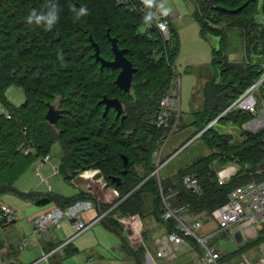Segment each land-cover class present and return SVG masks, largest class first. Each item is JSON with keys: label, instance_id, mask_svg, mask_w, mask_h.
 I'll use <instances>...</instances> for the list:
<instances>
[{"label": "trees", "instance_id": "trees-1", "mask_svg": "<svg viewBox=\"0 0 264 264\" xmlns=\"http://www.w3.org/2000/svg\"><path fill=\"white\" fill-rule=\"evenodd\" d=\"M192 1L200 38L207 41L211 36L219 40L218 47L212 48L210 65L218 73L214 75L216 79L203 88L202 107L192 112L194 130L183 145L219 119L196 138L209 152L206 156L177 170L172 177L160 175L157 180L155 176L149 177L155 170L153 150H156L149 137L157 136V141L162 142L174 124L173 113L167 126L157 128L154 124L160 111L159 101L165 96L169 82L176 80L174 64L179 43L177 40L174 45L169 44L171 36L175 35L172 22L169 21V39L165 42L151 25L149 16L119 4L117 0H54L59 19L48 28L43 24H28L26 17L33 9L46 11L49 0H0V105L3 111L0 114V144L4 146V149L0 147V172L3 157L9 153L5 140L15 147L22 145L24 163L20 164V172L14 177L16 181L35 162L49 155V148L56 145L59 148V176L63 181L74 182L73 178L84 166L95 164L101 170L106 187L118 193V200L112 205H102L82 189L72 197L52 192H22L12 185L15 180L7 184L0 182V197L10 194L37 207L53 205L61 211L80 202L91 203L99 217L104 215L101 222L104 228L120 237L121 249L128 259L133 264H143L141 256L146 255L150 245L146 243L154 240L143 227L144 245L131 247L119 219L139 216L144 225V218L151 217L165 234L181 235L177 221L166 219L167 207L162 197L169 196L166 203L177 216L210 214L226 204L227 196L235 188L249 182H264V128L255 132L243 129L256 119L261 109L264 110V0H217L215 6L209 0ZM73 6L77 9L87 7L88 14L77 20ZM142 27L145 28L143 33L140 32ZM233 29L240 32L238 43L247 49L245 60L254 64L228 61L235 46L227 32ZM107 33L117 40L119 49L127 50L125 57L136 70L129 93L114 84L119 70H100V64L95 61L90 36L98 44L100 56L107 61L113 60ZM155 51L156 56L153 55ZM256 84L258 86L252 91L255 100L252 112L232 107ZM10 87L22 91L24 102L21 105L15 106L6 98ZM57 97L62 99L58 104ZM104 97L120 101L123 121L116 118L113 109L103 117L104 106L99 102ZM50 106L62 112L55 125L45 119ZM226 125L240 130V141H233L230 134L220 131ZM176 129H179L178 125ZM122 156L131 163L127 174L122 173ZM229 164H235L238 170L226 184L219 185L217 172ZM139 168L144 174L133 172ZM188 175L197 179L200 193L186 188L183 180ZM114 178L121 180L119 185L113 182ZM123 197L125 199L121 201ZM0 228H4L2 220ZM185 243L200 249L202 256L196 241L185 238ZM262 243L264 232H259L255 239L245 243L244 248L248 250L250 246ZM244 248L230 255L240 254ZM8 250L6 254L0 244L2 257L10 264H17L12 248ZM52 250V246L45 248L46 253ZM54 258L57 257L51 258L50 264H55Z\"/></svg>", "mask_w": 264, "mask_h": 264}, {"label": "rangeland", "instance_id": "rangeland-1", "mask_svg": "<svg viewBox=\"0 0 264 264\" xmlns=\"http://www.w3.org/2000/svg\"><path fill=\"white\" fill-rule=\"evenodd\" d=\"M156 1L161 7L164 15L166 17L169 16L172 19V26L174 28L175 35L173 34L171 36V42L169 44L172 46L177 40L179 43V54L174 64L176 80L175 81L172 80L171 82H169V88L166 91L165 96L159 101V109L161 110L162 100H164V98H166L168 94L174 93L173 95L176 97V99H175V106L172 109V113L175 116V117L173 116V120H174L173 125L174 126L178 125L179 129H181V130L177 129L175 131H172L171 129L167 138L166 139L164 138L165 140L163 139L162 142L157 141V136L149 137V141H152V144H155L156 146V150L155 151L153 150L155 170L153 173L150 174L149 177L155 176L156 179L159 180L160 175H162L163 177L165 176L172 177L174 176L177 170L187 167L198 158L202 156H206L209 153L203 147L201 141L199 140L196 141V138L202 135L204 131L208 130V128L210 127L209 125L214 121H216L217 119L211 122L208 125L209 127L207 126L208 128L205 127L207 129L204 128L205 130L203 129L204 131L201 134H199L198 136L196 135L197 137L195 136L192 140H189L184 145L183 143L187 140V138H189L192 131L194 130L193 127L194 118L192 116V112L196 110L198 111L202 107V93L204 86L208 84L210 80L216 79L214 78V75L216 76L218 72L216 70L211 69L210 65L212 59V48L218 47L219 40L211 36L207 37V41H204L200 38L199 35L200 28L193 18V14L195 13V4L193 3L192 0H156ZM173 15H175L176 17L174 18ZM220 27L223 28L224 25H221ZM140 32L141 33L145 32V28L142 27L140 29ZM227 33L229 39L235 46V48H233L234 52L228 56V61L236 64L238 63L254 64V62L253 61L250 62L249 59L245 60L247 49L245 48L246 49L245 50L243 47H241L243 45L241 44V42L238 43V36L240 32L236 29H233V30H229ZM160 37L162 41L166 42L165 38H163L161 35ZM249 37L251 38V36ZM250 38L248 40H250ZM156 51L153 54L154 56H156L155 55ZM157 56L160 57V53H157ZM143 95H146V93H143ZM248 96L249 95L242 96L237 101V103L235 102L236 104L234 106L240 107V104H242L244 97H248ZM6 98L15 106H19L24 102V95L22 91L16 87H10L7 90ZM74 99L77 100L76 98H72V100ZM61 101L62 99L60 97L56 98L57 104L60 103ZM140 103L142 104V101H140ZM251 103H252L251 101H246L244 105H251ZM248 110L252 112L253 109H248ZM131 111L128 112L131 114ZM2 113L3 111L0 105V114ZM223 115L224 113L222 114V116ZM260 128H264L263 109L259 111L256 119L243 126V129L251 132H255ZM220 131L222 133L230 134L233 138V141H240V137H239L240 130H238L237 128L230 125H226L224 127H221ZM5 146H6V151H8L13 155L12 156L8 153L5 157H3L4 164L1 166L2 170L0 172V180H1L0 182L3 181L4 184H7L6 182L15 180L14 177H16V175H18L20 172L19 170L20 164L24 162L21 158L22 145H17L15 147L11 142H9V140H5ZM0 147L3 148L4 146L0 144ZM58 152H59V148L56 145H52L49 148V156L51 158V162H49L48 164H44L42 166L41 177H36L33 175V169H34V165H33L21 177V179H18L17 181L15 180L16 182L14 181L12 185L15 186L18 190H22V192H29V191L44 192L47 189V186L49 185L52 193L62 197H72L78 192L79 189H82L85 192H88L94 197H96L97 196L96 190L100 188V186H98L97 183L98 180L100 179L101 184H105L104 182H106L102 177V175H100L102 173L99 167L98 168L95 167V164L84 166L83 169L80 170L79 175L73 178V180L75 181L71 183H67L63 181L60 176L52 177L53 172L51 170V164L58 165L59 163V158L57 156ZM230 165H235V164H229L227 166ZM223 168H220L219 171ZM86 172H88L87 174L89 175L93 172L94 173L98 172V173L96 174V176L92 181H86L85 179H82L80 177V175ZM133 172H136L139 175L144 174V171H142L140 168L133 170ZM86 175H84L85 178ZM41 178H45L46 182H41ZM109 190L110 188H107L106 185L101 186V191L103 193ZM171 195L173 196L174 194ZM168 197L164 196L162 197V200L165 201L168 199ZM124 199L125 197H123L121 201H123ZM21 202L22 201L18 197H15L10 194L3 195L0 197V206L1 205L10 206L16 210L20 208L19 205H21ZM29 208L31 209L27 210V213L31 214L34 210L32 208H35V205L33 206L30 205ZM217 210L218 209L213 210L210 214H207L205 212L200 214L205 218L204 225L210 224L208 227L209 230L211 231H213L212 229L216 228L215 222L217 221L216 220ZM21 217L22 214L19 215V218ZM144 220H145L144 225L142 221L140 225H137L135 223V225L139 228L136 234L134 233V229H133L134 224L130 220V218L127 221H125V225L127 223L130 225L129 228L127 229L130 231V235L127 236L126 234V236L127 237L131 236V239L128 242L132 247L137 246V244H139L140 242L143 243L141 238L144 234L143 227L144 229L147 230V232L150 234V238L153 239L154 241L162 234L163 231L162 228L158 226L151 217H146L144 218ZM212 235L213 236H211L206 241V244L209 247L212 248L217 247V249L220 250L219 253L222 259V262H220V264L223 262H229V264H264V243H262L261 245L254 244L250 246L247 250V247L244 248V246H246L245 243L247 241H245L241 245L239 244L237 245V243L233 240V230L224 231V232L214 231ZM159 240H163V239L160 238ZM149 241L151 240L149 239ZM154 241L153 243L152 242L146 243V245L147 244L150 245H148L146 255L142 254L143 257L141 256V258L143 259L142 260L143 264H161V263H165V261L168 262V260H166V257L158 258L156 256L157 249L158 248L161 249L163 246H161V243L158 244L154 243ZM241 248L244 249H242V252L240 254L237 253L235 255L234 253L230 255L233 251L240 250ZM171 250H172L171 253H172L173 261H171L170 264H200L201 262L202 256L200 249L198 250L196 248L195 250H190V252L189 251L186 252L185 250L181 251L180 248H176V249L174 248ZM193 251H195L196 255H194Z\"/></svg>", "mask_w": 264, "mask_h": 264}, {"label": "built area", "instance_id": "built-area-1", "mask_svg": "<svg viewBox=\"0 0 264 264\" xmlns=\"http://www.w3.org/2000/svg\"><path fill=\"white\" fill-rule=\"evenodd\" d=\"M117 2L127 7H131L132 10L137 9L141 14L149 16L151 25L154 26L157 32L163 38H165V40L169 39L168 17L164 15L162 10L160 9L161 7L156 0H117ZM136 4H138L139 6L136 7ZM173 94L174 93L168 94V96L161 102V110L155 116L154 120V124L157 128L167 126L170 120H172V109L175 106L176 99ZM246 101L250 100L249 98L244 97L242 104H240V107L243 109H253L255 104L251 103V105H244ZM7 117L9 118V116ZM175 130H177L176 126L173 125L172 131ZM28 152L29 151H27L26 154ZM49 162H51V158L49 155L43 157L40 161L35 162L33 175L36 177H41L42 166L44 164H48ZM51 170L53 172L52 177L59 176L58 165L51 164ZM87 173L88 172L80 175V177L82 179H85L86 181H92L98 172H93L90 174L89 178H85L84 175H86ZM233 175V166H227L221 169L217 172L218 184H226ZM41 182H46V179L41 178ZM98 182H101L100 179L98 180ZM183 183L191 192L197 194L201 192L198 181L193 176H186L183 180ZM44 192H50L48 186ZM112 194H114L118 198V193L115 190L112 191ZM95 198L99 204L102 203L101 198ZM105 198L107 199V201H109L110 195L105 194L104 199ZM163 202L167 207L166 219L174 218L177 221L181 235H177L175 233L169 235L167 234L164 238V243H166L162 245L163 247L161 249L158 248L157 250L156 256L158 258H171L172 253L169 250V246H171L172 248H182L186 245L185 238H189L196 241V243L200 245L202 249L200 264H220L219 260L221 259V255L218 249L215 247H209L206 244V241L211 236H213L212 233L214 231L224 232L231 230L235 226H241V228H243L244 234H247L250 237H256L259 232H264V182H249L232 190L227 196L226 204L220 207L216 212V228L212 229L213 231L209 230L206 234H203L202 232L204 229L205 220L202 215L193 216L190 214H183L182 216H177L173 211L169 209L166 200H163ZM84 208L89 210L94 208V206L93 204L87 202L84 205ZM69 211L70 209L64 212H61V210L59 209L56 211L53 210L32 219L29 224L30 237L20 242V250L25 249L28 245L32 244L33 241L35 242L36 238H38L40 235L46 234L49 229L56 227L64 218L69 220L72 225L75 226L77 235L85 232L89 228V226L81 221V219L79 218V213H77L76 211L71 213ZM17 219L18 216L15 210L8 206H0V220L4 222V228L8 229L12 227L16 223ZM121 223L125 224V219H122ZM4 228H0V234L4 231ZM128 228L129 227H127V229ZM140 245L144 244L140 242L134 248H137ZM51 254L42 251L38 262H41L43 264H50L49 259L51 257ZM8 262L2 257L0 251V264H10Z\"/></svg>", "mask_w": 264, "mask_h": 264}, {"label": "crops", "instance_id": "crops-1", "mask_svg": "<svg viewBox=\"0 0 264 264\" xmlns=\"http://www.w3.org/2000/svg\"><path fill=\"white\" fill-rule=\"evenodd\" d=\"M173 17L175 18L176 16L173 15ZM168 19L170 22H172V19L169 16ZM230 166H233L234 174H235L238 170V167L236 165H230ZM97 183L98 186H100V188L96 190L97 192L96 197L102 199L101 204L102 205L114 204L118 200V198L114 194H112L113 189H110L109 191L103 193L101 191V186L103 184L99 182ZM50 192L52 191L50 190ZM105 194L110 195L109 201H107L106 198L104 199ZM85 204L86 203L84 202L77 203L75 206L70 208L69 211L71 213L75 211L79 213L80 215L79 218L81 219V221H83L85 224H87V226H89V228L85 232L81 233L80 235H77L75 226L72 225V223L69 220L64 218L59 222V224L56 227L49 229L46 232V234L40 235L38 238H36L35 242L33 241L32 244L28 245L23 250H20L19 245L20 242L30 237V226H29L30 221L41 214L53 210L56 211L58 209L53 205H49L46 207L35 206V208H32L34 209L33 212L29 214L27 213V210L31 209L29 208L30 205L33 206V204L31 203L22 201L21 205H19L20 208L18 210L8 206L17 212L18 219L12 227L6 229L0 234V244L3 245L6 254L9 253L8 249L10 247L12 248L13 250L12 254L14 253V259L15 258L18 259L16 262L17 264H43L41 262H38V259L41 255V252L45 251V248H47L48 246L49 247L52 246L53 248L52 252H50V254L52 253L50 259L53 258L54 256L57 257L52 259L53 263L55 264H133L128 259L127 255H125V252L121 249L120 237L118 235L109 232L102 225L101 222L104 215H101L99 217L98 210L96 208H92L89 210L85 209L84 208ZM20 214H22L21 218H19ZM122 219H126L125 221L128 220V218H122ZM122 219H119L118 222L123 226V223H121ZM133 224H134L133 229L134 230L136 229L138 231L139 228L135 225V223ZM209 225L210 224L204 225L203 234L208 233ZM124 226L129 227L130 225L127 223L126 225L124 224ZM124 226L123 229L126 235L127 227ZM231 230H233V240L237 243V245L238 244L241 245L245 241L253 240L256 238L244 234L243 228H241V226H235ZM166 235L167 234H165V232L162 231L161 236L155 239L154 242L156 244L161 243V246L164 245L166 243V242L164 243V237ZM127 236L126 238L129 241L131 239V236L130 238ZM160 238L163 240H159ZM67 248L70 249L67 251V254H65V250ZM171 249L174 248L169 246L170 252H172ZM180 250L181 251L185 250L186 252L188 251L190 252V250H195V249L186 243V245L180 248ZM218 251L220 252L219 249ZM193 252L194 255H196L195 251ZM166 260H168V262L165 261V263H161V264H170V262L173 261L172 257L171 259L166 258ZM221 264H229V262H223Z\"/></svg>", "mask_w": 264, "mask_h": 264}, {"label": "water", "instance_id": "water-1", "mask_svg": "<svg viewBox=\"0 0 264 264\" xmlns=\"http://www.w3.org/2000/svg\"><path fill=\"white\" fill-rule=\"evenodd\" d=\"M209 3L212 6H215L217 3V0H209ZM107 38H108L109 43L111 44V50L113 53V60H111V61H107L100 56V49H99L98 44L94 42L92 37H90L91 46L94 49L95 61L100 64V70H103V69H110L112 71L119 70V73L116 76L114 84L116 85L117 88H119L124 93H129L131 90V86H132L133 74L136 72V70L133 68L131 62H129L128 59L125 57V55L127 54V50L119 49V47L117 45V40L115 38H111L108 33H107ZM256 86H257V84L254 85L252 88H250L243 95V96L249 95L247 98H249V100L252 102V104H255V100L253 98V95H251L252 94L251 92ZM236 103H234L232 106H234ZM99 104L104 106L103 117H105L107 115V113L110 109H113L116 113V118H120L121 121L124 120L125 117L122 115L123 114V107H122V104L120 103V101L118 99H116V98L109 99V98L104 97L99 102ZM61 113L62 112L57 110L55 107L50 106L48 108L46 115H45V119L47 120V122L49 124L55 125L57 120L60 118ZM218 119L219 118H217V120ZM216 121H214V122H216ZM214 122L211 123L209 126L214 124ZM207 128H205V129H207ZM204 130H202L199 134H201ZM122 160H123V167H124V170L122 173L127 174L128 171L130 170L131 163L129 162L128 158L125 156H122ZM113 182H116V184L119 185L121 180L119 178H114ZM130 220L133 223H136L137 225H140V223H141V219L139 216L131 217ZM127 235H130L129 230H127Z\"/></svg>", "mask_w": 264, "mask_h": 264}, {"label": "clouds", "instance_id": "clouds-1", "mask_svg": "<svg viewBox=\"0 0 264 264\" xmlns=\"http://www.w3.org/2000/svg\"><path fill=\"white\" fill-rule=\"evenodd\" d=\"M72 12L75 14V18L79 20L81 17H84L88 14V8L85 6H81L78 9L73 6ZM59 19V11L57 5L54 0H49V4L47 6L46 11L38 12L33 9L26 17V22L28 24H37V25H45L48 28L54 26Z\"/></svg>", "mask_w": 264, "mask_h": 264}, {"label": "bare ground", "instance_id": "bare-ground-1", "mask_svg": "<svg viewBox=\"0 0 264 264\" xmlns=\"http://www.w3.org/2000/svg\"><path fill=\"white\" fill-rule=\"evenodd\" d=\"M160 9H161V8H160ZM161 10H162V9H161ZM89 176H90V175L87 174V175H86V178H89ZM136 232H137V230L135 229V230H134V233L136 234ZM135 234H134V236H135Z\"/></svg>", "mask_w": 264, "mask_h": 264}]
</instances>
